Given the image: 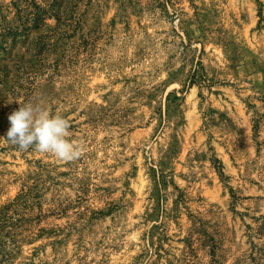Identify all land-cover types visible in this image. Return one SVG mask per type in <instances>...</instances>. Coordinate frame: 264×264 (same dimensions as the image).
Listing matches in <instances>:
<instances>
[{"label": "rangeland", "instance_id": "374dc122", "mask_svg": "<svg viewBox=\"0 0 264 264\" xmlns=\"http://www.w3.org/2000/svg\"><path fill=\"white\" fill-rule=\"evenodd\" d=\"M68 2L0 137L31 103L81 153L0 139V264H264V0ZM30 3L0 0V26Z\"/></svg>", "mask_w": 264, "mask_h": 264}, {"label": "trees", "instance_id": "16d2710c", "mask_svg": "<svg viewBox=\"0 0 264 264\" xmlns=\"http://www.w3.org/2000/svg\"><path fill=\"white\" fill-rule=\"evenodd\" d=\"M70 4L68 0H54L45 8L31 0L28 8L19 11L17 25L0 26V96L20 75L34 76L46 52L64 44L71 20ZM51 20L55 23H49ZM56 35L57 42L52 44Z\"/></svg>", "mask_w": 264, "mask_h": 264}, {"label": "clouds", "instance_id": "9594fccd", "mask_svg": "<svg viewBox=\"0 0 264 264\" xmlns=\"http://www.w3.org/2000/svg\"><path fill=\"white\" fill-rule=\"evenodd\" d=\"M21 107L9 115L10 128L6 133L8 142L18 149L30 147L42 153H52L61 160L79 157L81 148L70 141L69 124L61 115H52L39 105L21 103Z\"/></svg>", "mask_w": 264, "mask_h": 264}]
</instances>
